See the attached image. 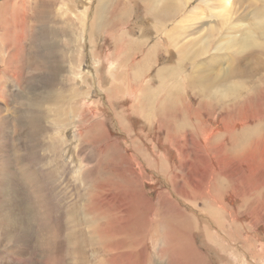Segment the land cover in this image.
I'll return each mask as SVG.
<instances>
[{
  "label": "rangeland",
  "instance_id": "374dc122",
  "mask_svg": "<svg viewBox=\"0 0 264 264\" xmlns=\"http://www.w3.org/2000/svg\"><path fill=\"white\" fill-rule=\"evenodd\" d=\"M222 6L0 0V264H264V0Z\"/></svg>",
  "mask_w": 264,
  "mask_h": 264
},
{
  "label": "bare ground",
  "instance_id": "6f19581e",
  "mask_svg": "<svg viewBox=\"0 0 264 264\" xmlns=\"http://www.w3.org/2000/svg\"><path fill=\"white\" fill-rule=\"evenodd\" d=\"M165 1V0H164ZM166 1H168V0H166ZM221 2H222V0H221ZM169 5V4H168ZM171 6V5H170ZM179 6V5H178ZM223 6H226V7H224L225 9H228L227 8V6L229 7L230 6V0H223ZM222 6V7H223ZM165 8V7H164ZM169 8V7H168ZM175 8V7H174ZM163 9V8H162ZM159 11H161V12H163L162 10H159ZM229 11V10H228ZM160 12V13H161ZM166 12V11H165ZM226 12V11H225ZM260 11H258V13H259ZM226 14H228V13H226ZM262 14V16L264 15L263 13H261ZM261 14H258L260 17H262L261 16ZM163 15V14H162ZM197 18V17H196ZM226 18V17H225ZM226 20V19H225ZM236 25V24H235ZM237 26V25H236ZM238 27V26H237ZM264 28V27H263ZM211 29V28H210ZM216 30V29H215ZM241 30V29H240ZM215 32V31H214ZM220 32V31H219ZM248 32V31H247ZM238 33H239V31H238ZM242 33V32H241ZM211 35V34H210ZM242 35V34H241ZM209 39V38H208ZM252 40V39H251ZM246 42H248V39L245 41V42H243L244 44L246 43ZM221 43V42H220ZM249 43V42H248ZM241 46V45H240ZM184 51V50H183ZM247 56V55H246ZM239 60V59H238ZM208 64V63H207ZM216 66V65H215ZM249 66V64H247V66L246 67H244V68H239L238 70H236V72H235V75L236 76H239V77H242V78H246V79H252L253 77H255V75H260V68L262 67V66H259V68L257 67V68H249L248 67ZM168 68V67H167ZM262 69V68H261ZM263 70V69H262ZM173 72H174V70H173ZM173 74V73H172ZM190 74V73H189ZM224 77V76H223ZM99 80V79H98ZM225 80V79H224ZM185 81V80H184ZM188 81V80H187ZM239 81V80H238ZM219 82H220V80H219ZM226 82V81H225ZM227 82H229V81H227ZM248 82V81H247ZM241 83V82H240ZM243 84H245V82H242ZM192 85V84H191ZM194 85V84H193ZM235 85V84H234ZM245 85H248V84H245ZM235 86H237V84L235 85ZM244 86V85H243ZM242 85H241V87H243ZM188 87H190V86H188ZM238 87H240L239 85H238ZM125 89V88H124ZM141 89V88H140ZM180 89V88H179ZM166 92V91H165ZM179 99V98H178ZM173 100V99H172ZM181 101V100H180ZM186 101V100H185ZM169 107V106H168ZM198 108V107H197ZM100 110V109H99ZM137 111V110H136ZM27 116V115H26ZM141 116H142V114H141ZM144 117V116H143ZM145 119H147L146 118V116L144 117ZM216 123V122H215ZM142 126V125H141ZM158 127V126H157ZM187 138V137H186ZM158 144V143H157ZM164 148V147H163ZM163 155V154H162Z\"/></svg>",
  "mask_w": 264,
  "mask_h": 264
}]
</instances>
